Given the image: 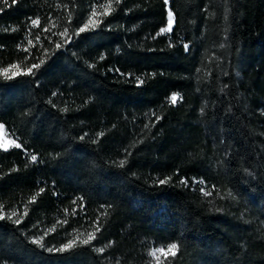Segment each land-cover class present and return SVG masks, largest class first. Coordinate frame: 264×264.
I'll use <instances>...</instances> for the list:
<instances>
[{
  "label": "trees",
  "instance_id": "1",
  "mask_svg": "<svg viewBox=\"0 0 264 264\" xmlns=\"http://www.w3.org/2000/svg\"><path fill=\"white\" fill-rule=\"evenodd\" d=\"M166 4L0 0V264H264V0Z\"/></svg>",
  "mask_w": 264,
  "mask_h": 264
},
{
  "label": "rangeland",
  "instance_id": "2",
  "mask_svg": "<svg viewBox=\"0 0 264 264\" xmlns=\"http://www.w3.org/2000/svg\"><path fill=\"white\" fill-rule=\"evenodd\" d=\"M163 1L165 2V0H163ZM165 9H166V22H165V25L160 29V31L162 29H168L169 28V17H168V13L170 12V10H169V8H168V6H167L166 3H165ZM172 21H173V19H172ZM168 31H166V32H168ZM9 71H12V70L11 69L10 70L3 69V70H0V73L1 74H6ZM0 125H2V124L0 123ZM9 141H11L12 143H8ZM0 145H3V147H0L1 149H7L9 147H12V146H16L17 145L16 140H14L12 137H10L7 134V132L5 131L3 125H2V127H0ZM169 247H170V245H167L165 247H157V248L152 249L150 251V256H151L152 263L155 264L159 260L165 258L166 256L171 255L173 252L172 253H169L168 252V248Z\"/></svg>",
  "mask_w": 264,
  "mask_h": 264
},
{
  "label": "snow or ice",
  "instance_id": "3",
  "mask_svg": "<svg viewBox=\"0 0 264 264\" xmlns=\"http://www.w3.org/2000/svg\"><path fill=\"white\" fill-rule=\"evenodd\" d=\"M13 2L15 3V0H13ZM165 3H168V0H165ZM105 14H107V13H105ZM93 15H95V12H93ZM168 17H169V28H168V29H162V30H161L162 33H163V32H166V31H168V30H170V28H171V25H172V19H171V18H172V12H171V11L168 13ZM31 23H32L33 25H37V24H38V21H37V20H32ZM86 29H87V25H86L85 27L81 28V29H80V32L83 33L84 31H86ZM66 31H67V30H66ZM56 47H57V48H60L61 45L57 44ZM185 47L187 48V46H185ZM43 63H44V61L42 60V61L40 62V64H33V65H32V68H30V69L28 70V72L30 73V72L32 71V69H38V68L41 66V64H43ZM13 67H16V66L13 65ZM14 75H19V73H15ZM176 99H177L176 96L173 95V96H172V101H173V103H175ZM0 127H2V125H0ZM8 143H12V142L9 141ZM0 147H3V145H0ZM16 147H20V145L17 144ZM32 160L35 161V160H36V157H35V156H32ZM123 163H124V162L121 161V165H122ZM160 183H161V184H164L165 181H164V180H161ZM206 194H207V193H206ZM0 219H3V217H0ZM17 223H19V221H17ZM84 243L87 244L88 241L85 240ZM70 246H71V245H66L65 247H70ZM176 248H177V245H176V244H171L170 247L168 248V252H169V253H172L173 250L176 249ZM173 254H174V253H173Z\"/></svg>",
  "mask_w": 264,
  "mask_h": 264
}]
</instances>
